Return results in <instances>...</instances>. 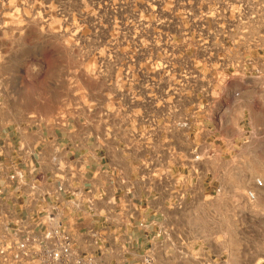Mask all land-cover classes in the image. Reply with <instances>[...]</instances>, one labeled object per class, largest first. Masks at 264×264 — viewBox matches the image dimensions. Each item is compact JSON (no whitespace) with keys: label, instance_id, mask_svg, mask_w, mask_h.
<instances>
[{"label":"rangeland","instance_id":"374dc122","mask_svg":"<svg viewBox=\"0 0 264 264\" xmlns=\"http://www.w3.org/2000/svg\"><path fill=\"white\" fill-rule=\"evenodd\" d=\"M208 1L0 0V122L87 115L107 95L207 105L208 91L216 142L205 160L198 150L194 188L214 191L181 210V244L220 254L219 264H264V104L243 81H224L218 55L210 58L207 27L219 21L207 16ZM225 137L230 156L221 154Z\"/></svg>","mask_w":264,"mask_h":264},{"label":"crops","instance_id":"0c3cea01","mask_svg":"<svg viewBox=\"0 0 264 264\" xmlns=\"http://www.w3.org/2000/svg\"><path fill=\"white\" fill-rule=\"evenodd\" d=\"M194 112L173 98L156 95L149 105L140 96L133 105L107 95L93 100L87 115L30 127L0 122V209L13 216L45 202L58 206L99 264H144L146 256L153 264H219L220 254L181 244V210L214 191L194 188V152L216 142L207 133V111ZM228 143L220 142L221 154L230 156ZM10 165L23 172L21 185L9 181ZM73 190L79 195L68 194ZM179 192L187 194L180 210L171 205ZM90 229L95 239L85 238Z\"/></svg>","mask_w":264,"mask_h":264},{"label":"built area","instance_id":"2783aa9c","mask_svg":"<svg viewBox=\"0 0 264 264\" xmlns=\"http://www.w3.org/2000/svg\"><path fill=\"white\" fill-rule=\"evenodd\" d=\"M207 16L210 19L218 16V30L210 25L207 27V49L210 58L211 55H218L223 80L237 78L243 81L245 91L259 105L264 104V0H218V4L209 0ZM212 50L215 51L211 53ZM241 95L242 92H238L236 97ZM208 96L207 91V105L191 106H194V113L203 109L207 111V125L210 126ZM221 124L224 125V121ZM198 152L197 149L193 156L195 174H198L199 168L195 164L200 159ZM203 155V159H207V149ZM9 169V181L21 185L23 172L15 165H10ZM181 181L185 182V179ZM258 185H261L260 181ZM58 191L63 192L64 188H58ZM3 192L0 188V196ZM220 192L221 188L215 189V194ZM79 193L78 190L68 191L72 196ZM186 198V193L179 192L172 207L184 208ZM246 200L253 203L256 192L248 191ZM87 204L91 210L93 201L89 200ZM73 208L81 206L74 203ZM62 214V209L48 202L41 203L33 213L24 215L9 216L0 209V264H99L97 256L82 248L80 236L63 221ZM85 234V238L95 239L98 236L93 229ZM143 263L153 264L151 256H146Z\"/></svg>","mask_w":264,"mask_h":264}]
</instances>
